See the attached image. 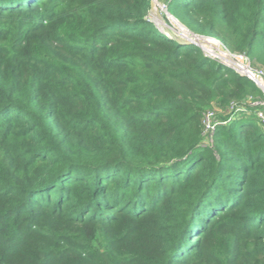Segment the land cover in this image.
Returning a JSON list of instances; mask_svg holds the SVG:
<instances>
[{
    "label": "trees",
    "instance_id": "trees-1",
    "mask_svg": "<svg viewBox=\"0 0 264 264\" xmlns=\"http://www.w3.org/2000/svg\"><path fill=\"white\" fill-rule=\"evenodd\" d=\"M166 2L264 68V0ZM151 9L0 0V264H264V94Z\"/></svg>",
    "mask_w": 264,
    "mask_h": 264
},
{
    "label": "rangeland",
    "instance_id": "rangeland-1",
    "mask_svg": "<svg viewBox=\"0 0 264 264\" xmlns=\"http://www.w3.org/2000/svg\"><path fill=\"white\" fill-rule=\"evenodd\" d=\"M162 0H154V9L151 10V13L149 15V20H151L161 31L163 32H173L176 34H179L181 37H191L190 33L186 28H183L169 13L167 10V0L164 2H161ZM177 22V23H176ZM216 47H214L211 43L207 46L208 50H215ZM209 54V53H208ZM210 55V54H209ZM232 60H235L237 64H242L245 67L251 68V70L254 71L256 75H259V73H264V68L261 66H255L250 61L248 62L246 59L241 57L231 58ZM218 61L226 64L225 61L221 60L220 58ZM232 66V65H231ZM234 67V66H232ZM260 90L264 94V90L260 88ZM251 102V101H250ZM254 103H262L264 105V100L255 101ZM210 135V134H209Z\"/></svg>",
    "mask_w": 264,
    "mask_h": 264
},
{
    "label": "built area",
    "instance_id": "built-area-1",
    "mask_svg": "<svg viewBox=\"0 0 264 264\" xmlns=\"http://www.w3.org/2000/svg\"><path fill=\"white\" fill-rule=\"evenodd\" d=\"M185 38H187V39H190L191 41H192V43H193V45H196V46H198V47H200L196 42L197 41H194V39H193V37L191 36V37H185ZM218 45V44H217ZM201 48V47H200ZM218 48H215V52L217 53V52H220L219 51V49L217 50ZM206 50V49H205ZM210 55H209V54ZM225 53H228L229 54V56H230V58H236V57H241V58H244V59H246L248 62H249V60L247 59V57H245V56H236V55H233V54H231L227 49L225 50ZM206 54L207 55H209L210 57H212V58H214V59H217L218 57L217 56H215V55H213L210 51H208V50H206ZM219 59V58H218ZM222 63V62H221ZM224 64V63H223ZM225 66H227V67H229V68H232L235 72H237V73H243V74H245V76L247 77V78H251L252 79V77L250 76V75H252V74H254V75H256L255 73H254V71L253 70H251V68H249V67H245V66H243L245 69H246V72H242V71H240L237 67H232L231 66V64H228V63H226V64H224ZM256 76H260L262 79H264V73L262 72V73H259V75H256ZM252 106H254L256 109H255V113H256V115H257V117H258V119H259V121H260V123L264 126V105L262 104V103H252ZM236 112H245L246 111V108L245 107H243V106H240V107H237L236 108V110H235ZM247 113H249V112H247ZM216 124H217V120H216V117H215V114L214 113H212V112H209L207 115H206V119H205V126H206V133L207 134H210V133H212L213 131H214V129H215V126H216Z\"/></svg>",
    "mask_w": 264,
    "mask_h": 264
},
{
    "label": "bare ground",
    "instance_id": "bare-ground-1",
    "mask_svg": "<svg viewBox=\"0 0 264 264\" xmlns=\"http://www.w3.org/2000/svg\"><path fill=\"white\" fill-rule=\"evenodd\" d=\"M177 23V22H176ZM195 41H197V42H200V43H202V46L206 49V50H208L207 49V46L209 45V43H211L212 45H217V43L215 42V41H213V40H201V39H195ZM206 45V46H205ZM217 48V47H216ZM218 50V49H217ZM208 51H210L213 55H215V56H217L218 58H220L221 60H223V61H225L226 63H228V64H231V65H233V66H235V67H237L240 71H242V72H246V69L243 67V65L242 64H237L236 63V61L235 60H232L231 58H230V56H229V54L228 53H225V52H222V51H220V52H215V50H208ZM251 77H252V79L254 80V81H256L258 84H259V86L264 90V81L263 80H260V81H258V78H257V76L256 75H254V74H252V75H250Z\"/></svg>",
    "mask_w": 264,
    "mask_h": 264
},
{
    "label": "water",
    "instance_id": "water-1",
    "mask_svg": "<svg viewBox=\"0 0 264 264\" xmlns=\"http://www.w3.org/2000/svg\"><path fill=\"white\" fill-rule=\"evenodd\" d=\"M151 10H153L154 9V0H151ZM189 32V31H188ZM168 33V35L172 38V39H174V40H176L178 43H180L181 45H183V46H188V45H192L193 43H192V41L190 40V39H187V38H185V37H181L179 34H176V33H173V32H170V31H168L167 32ZM190 33V32H189ZM190 35L192 36L193 34L192 33H190ZM193 37V39H201L202 41L203 40H213V39H206V38H204V37H198V36H192ZM213 41H215L218 45H213L214 47H217L218 49H219V51H222V52H225V48L222 46V45H220V43L218 42V41H216V40H213ZM202 49H203V51H205L206 52V50H205V48L202 46V43H200V42H196ZM241 75H243V76H245V74H243V73H240ZM257 78H258V81H260V80H263L264 81V79H262L260 76H257ZM250 80H252L253 82H255V84L259 87V88H261L260 86H259V84L256 82V81H254L253 79H251V78H249Z\"/></svg>",
    "mask_w": 264,
    "mask_h": 264
}]
</instances>
